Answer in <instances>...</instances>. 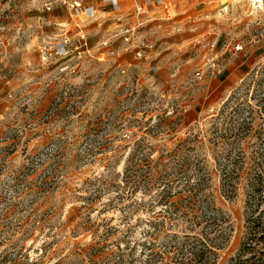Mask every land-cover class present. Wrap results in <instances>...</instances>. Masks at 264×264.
<instances>
[{
	"label": "rangeland",
	"instance_id": "374dc122",
	"mask_svg": "<svg viewBox=\"0 0 264 264\" xmlns=\"http://www.w3.org/2000/svg\"><path fill=\"white\" fill-rule=\"evenodd\" d=\"M0 2L9 15L0 33H16L0 48L2 70L14 75L0 121V264H157L199 232L192 211L211 206L231 223L218 264L235 256L246 194L242 184L229 199L224 180L235 165L245 176L264 162V0L217 16L249 62L221 102L191 114L196 74L170 94L86 57L43 64L29 39L41 29L31 22L39 2ZM209 60L205 76L217 70ZM142 159L166 163L171 181L149 183Z\"/></svg>",
	"mask_w": 264,
	"mask_h": 264
},
{
	"label": "crops",
	"instance_id": "0c3cea01",
	"mask_svg": "<svg viewBox=\"0 0 264 264\" xmlns=\"http://www.w3.org/2000/svg\"><path fill=\"white\" fill-rule=\"evenodd\" d=\"M240 1L74 0L78 7H73L74 2L63 5L54 0H36L40 4L39 15L32 17L31 22L41 29L37 30V41L29 39L39 48L40 55L36 56L41 60L49 53L51 62L69 55L86 57L114 70L134 71L139 85L161 87L170 94L171 86L178 85L173 90L176 92L180 86L190 84L193 75L214 59L216 73L203 76L196 83L198 100L183 105L185 113H202L238 86L249 62V57L245 59L238 52L239 41L231 42L230 28L216 23L220 13ZM5 13L0 12V18L9 17ZM127 27L139 28L137 47L130 48L118 35ZM15 35L14 30L0 33V48L9 50ZM9 73V69L2 70L0 61V121L14 85V75Z\"/></svg>",
	"mask_w": 264,
	"mask_h": 264
},
{
	"label": "trees",
	"instance_id": "16d2710c",
	"mask_svg": "<svg viewBox=\"0 0 264 264\" xmlns=\"http://www.w3.org/2000/svg\"><path fill=\"white\" fill-rule=\"evenodd\" d=\"M239 160L240 158L234 162L237 163ZM142 164L146 167L143 177L146 176L149 183L158 185L171 181V169L166 163L161 162L158 166H152V161L142 159L141 166ZM156 168L160 170L155 172ZM188 168L189 165L186 163L180 165L177 175L185 173ZM243 169L244 167L235 165L224 180L228 187L229 199L242 184L246 194L244 236L237 254L230 257L225 264H264V162L254 161L245 176L241 173ZM207 212L203 215L199 210L192 211L191 216L195 220L192 222V228L199 229V232L184 235L182 243L172 247V251L167 253L173 254V257L162 256V261L157 264L219 263V251L223 250L229 241L226 231L231 228L230 217L215 206L208 207Z\"/></svg>",
	"mask_w": 264,
	"mask_h": 264
},
{
	"label": "built area",
	"instance_id": "2783aa9c",
	"mask_svg": "<svg viewBox=\"0 0 264 264\" xmlns=\"http://www.w3.org/2000/svg\"><path fill=\"white\" fill-rule=\"evenodd\" d=\"M55 4H67V0H54ZM78 7V4L76 2L73 3V7ZM46 10L50 11L51 8L46 7ZM122 37L123 41L130 45V48L137 47L139 45V28L138 27H127L120 30V33L118 34ZM136 42V43H135ZM65 43H68V41H65ZM57 54L59 55V52L57 51ZM51 56L49 53L46 57H44V60L48 59ZM211 68H215L214 65L211 66ZM216 73V69H212L210 76L214 75ZM205 69L202 68L196 73V78L198 80H202L203 76H205Z\"/></svg>",
	"mask_w": 264,
	"mask_h": 264
},
{
	"label": "bare ground",
	"instance_id": "6f19581e",
	"mask_svg": "<svg viewBox=\"0 0 264 264\" xmlns=\"http://www.w3.org/2000/svg\"><path fill=\"white\" fill-rule=\"evenodd\" d=\"M254 1L257 2V3H259V2L261 3V0H254Z\"/></svg>",
	"mask_w": 264,
	"mask_h": 264
}]
</instances>
